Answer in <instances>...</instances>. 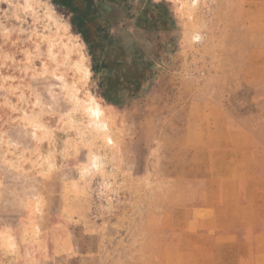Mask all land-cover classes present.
<instances>
[{
    "label": "rangeland",
    "instance_id": "rangeland-1",
    "mask_svg": "<svg viewBox=\"0 0 264 264\" xmlns=\"http://www.w3.org/2000/svg\"><path fill=\"white\" fill-rule=\"evenodd\" d=\"M258 213L264 0H0V264H226Z\"/></svg>",
    "mask_w": 264,
    "mask_h": 264
},
{
    "label": "crops",
    "instance_id": "crops-1",
    "mask_svg": "<svg viewBox=\"0 0 264 264\" xmlns=\"http://www.w3.org/2000/svg\"><path fill=\"white\" fill-rule=\"evenodd\" d=\"M257 216L254 229L245 226L232 231L231 245H224L226 264H264V215L258 213ZM207 253L211 259L216 257V246H209Z\"/></svg>",
    "mask_w": 264,
    "mask_h": 264
}]
</instances>
